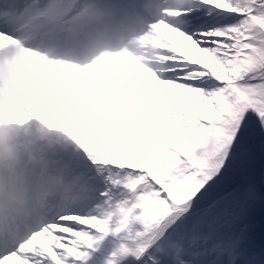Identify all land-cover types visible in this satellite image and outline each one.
<instances>
[{
    "label": "snow or ice",
    "instance_id": "snow-or-ice-1",
    "mask_svg": "<svg viewBox=\"0 0 264 264\" xmlns=\"http://www.w3.org/2000/svg\"><path fill=\"white\" fill-rule=\"evenodd\" d=\"M165 16L143 40L158 69L80 78L32 53L17 63L78 153L69 195L32 223L0 219V264H89L105 244L101 264H264V0H187Z\"/></svg>",
    "mask_w": 264,
    "mask_h": 264
},
{
    "label": "clouds",
    "instance_id": "clouds-1",
    "mask_svg": "<svg viewBox=\"0 0 264 264\" xmlns=\"http://www.w3.org/2000/svg\"><path fill=\"white\" fill-rule=\"evenodd\" d=\"M184 3L187 0H0V32L14 41L0 42V114L7 119L34 109L43 117L0 126V219L29 224L41 215L37 177L57 198L69 195L78 153L64 131L47 127L60 118L57 107L38 105L22 92L16 65L25 53L40 57L45 72L80 78L119 70L130 61L158 69L159 49L143 40L152 35L154 22L176 19L166 17V9ZM53 158L63 160L65 167L50 173Z\"/></svg>",
    "mask_w": 264,
    "mask_h": 264
},
{
    "label": "rangeland",
    "instance_id": "rangeland-1",
    "mask_svg": "<svg viewBox=\"0 0 264 264\" xmlns=\"http://www.w3.org/2000/svg\"><path fill=\"white\" fill-rule=\"evenodd\" d=\"M52 161H59V162H63L65 164V162L63 160L56 159V158L50 159L49 163H51ZM40 183H42L45 188L50 187L48 185H45L41 180H40ZM108 250H109V246H108V244H105L102 252L95 255L94 258L89 262V264H101V256L106 255Z\"/></svg>",
    "mask_w": 264,
    "mask_h": 264
}]
</instances>
